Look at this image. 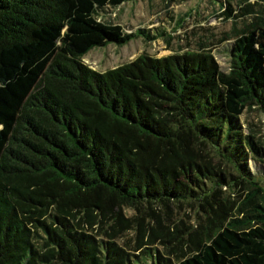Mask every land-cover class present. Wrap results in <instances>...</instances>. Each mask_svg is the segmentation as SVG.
<instances>
[{"label": "trees", "instance_id": "1", "mask_svg": "<svg viewBox=\"0 0 264 264\" xmlns=\"http://www.w3.org/2000/svg\"><path fill=\"white\" fill-rule=\"evenodd\" d=\"M129 1L0 0V264H264V176L250 165L264 167V144L242 119L264 113V14L229 72L203 44L91 68L95 47L157 38L102 19ZM184 206L198 212L187 255L130 251L158 208Z\"/></svg>", "mask_w": 264, "mask_h": 264}, {"label": "rangeland", "instance_id": "2", "mask_svg": "<svg viewBox=\"0 0 264 264\" xmlns=\"http://www.w3.org/2000/svg\"><path fill=\"white\" fill-rule=\"evenodd\" d=\"M230 7L232 15L226 18ZM262 14H264V0L129 1L117 8L107 9L106 13L102 14V19L121 24L128 33L137 31L139 27L150 28L157 38L146 41L142 37H134L125 45L112 43L108 46L95 47L84 56L83 61L93 69L107 71L122 66L144 53L152 57H161L173 52L197 50L203 44L210 49L221 70L229 72L232 65L230 51L235 39L255 22V16ZM242 119L245 126L256 125L264 144L263 111L257 106L248 107ZM250 165L253 171L264 176V167L260 163L251 161ZM259 179L264 187V177L259 176ZM223 189L226 190V195L231 194V200L237 203L245 195V192L238 194L236 190L226 187ZM158 210L160 223L153 217H148L145 221L146 231L141 238V244L146 243L143 244L144 247L130 251L141 255L143 250L151 247L158 248L159 252L171 253L173 258L187 255L195 248V244L190 242L188 237L189 232L193 230L198 212L188 206L158 208ZM201 214L204 215L202 212ZM177 228L183 231V233L180 231V235L184 236L183 239L170 237L176 233ZM154 230H156L155 237L152 236ZM124 239L130 246H135V232H128ZM163 239L169 240L163 242ZM133 258L139 262L138 258Z\"/></svg>", "mask_w": 264, "mask_h": 264}]
</instances>
